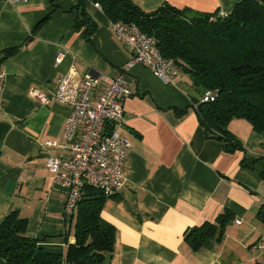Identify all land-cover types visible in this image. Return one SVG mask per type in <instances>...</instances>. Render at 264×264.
Wrapping results in <instances>:
<instances>
[{
    "label": "crops",
    "instance_id": "crops-1",
    "mask_svg": "<svg viewBox=\"0 0 264 264\" xmlns=\"http://www.w3.org/2000/svg\"><path fill=\"white\" fill-rule=\"evenodd\" d=\"M79 0H0V221L12 210L27 219V233L65 254L75 243V212L45 168L47 154H68L61 142L69 109L42 104L60 74L88 73L99 88L123 71L131 95L120 133L130 146L127 182L106 198L102 216L114 227L106 264H264V132L233 118L228 130L243 147L233 152L207 138L197 116L203 90L179 71L163 83L147 66H124L132 51L113 32L102 9L83 0L96 27L74 26ZM145 11L164 3L197 12L231 11L240 0H132ZM15 48L6 55L5 51ZM228 220L198 248L186 241L194 226ZM236 219L240 223H236ZM63 264H68L64 262Z\"/></svg>",
    "mask_w": 264,
    "mask_h": 264
},
{
    "label": "trees",
    "instance_id": "trees-1",
    "mask_svg": "<svg viewBox=\"0 0 264 264\" xmlns=\"http://www.w3.org/2000/svg\"><path fill=\"white\" fill-rule=\"evenodd\" d=\"M86 1L97 3L108 21L135 24L154 36L162 56L172 58L197 89L217 92L215 101L201 102L196 109L207 138L219 140L227 152L241 149V141L227 127L233 118L245 119L254 131L264 132V0H240L226 16L168 3L145 11L132 0ZM74 16L77 29L85 26L87 35L94 31L96 23L83 0ZM106 198L94 187H83L75 211V243L64 255L28 234L27 219L10 211L0 221V264H106L114 243V227L102 216ZM227 220L226 213L194 226L185 239L198 248Z\"/></svg>",
    "mask_w": 264,
    "mask_h": 264
},
{
    "label": "built area",
    "instance_id": "built-area-1",
    "mask_svg": "<svg viewBox=\"0 0 264 264\" xmlns=\"http://www.w3.org/2000/svg\"><path fill=\"white\" fill-rule=\"evenodd\" d=\"M12 1L26 3L28 0ZM227 14L223 9L218 11L220 16ZM108 23L132 51L124 69L140 63L150 68L163 83L176 78L179 67L172 58L162 56L154 36L147 35L135 24ZM106 82V87L99 88L97 78L91 74L77 78L68 72L57 77L54 91L49 95L38 88L32 89L40 103L56 101L69 109L62 141L47 140L43 143L46 148L58 146L68 150L66 156L47 154L44 161L54 183L67 196L66 212L76 211L85 185L100 190L109 198L117 195L127 182L125 159L130 143L120 133V128L124 122V102L131 95V90L123 71L107 77ZM216 98L217 92L207 89L201 95V102H212ZM235 221L240 223L238 219Z\"/></svg>",
    "mask_w": 264,
    "mask_h": 264
},
{
    "label": "water",
    "instance_id": "water-1",
    "mask_svg": "<svg viewBox=\"0 0 264 264\" xmlns=\"http://www.w3.org/2000/svg\"><path fill=\"white\" fill-rule=\"evenodd\" d=\"M33 237V236H32Z\"/></svg>",
    "mask_w": 264,
    "mask_h": 264
}]
</instances>
